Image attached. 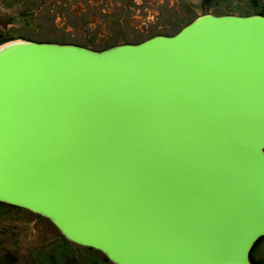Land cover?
I'll use <instances>...</instances> for the list:
<instances>
[{
  "label": "water",
  "instance_id": "obj_1",
  "mask_svg": "<svg viewBox=\"0 0 264 264\" xmlns=\"http://www.w3.org/2000/svg\"><path fill=\"white\" fill-rule=\"evenodd\" d=\"M0 201L114 264H251L264 237V15L96 50L0 46Z\"/></svg>",
  "mask_w": 264,
  "mask_h": 264
},
{
  "label": "rangeland",
  "instance_id": "obj_2",
  "mask_svg": "<svg viewBox=\"0 0 264 264\" xmlns=\"http://www.w3.org/2000/svg\"><path fill=\"white\" fill-rule=\"evenodd\" d=\"M40 1L0 0V38L6 35L24 40L31 36L41 40L64 39L77 44H88L93 39L95 46L115 40L124 42V39L132 43L148 35L172 34L189 18L200 16L202 12L201 0H82L83 9L99 8L108 14L106 19L102 18L101 26L87 31L79 26L83 22L81 18L72 15L71 11L64 14L67 20L57 19L55 24L50 18L53 11L45 8L41 11L42 29L38 33L31 29L33 25H25L10 16L25 5L39 8ZM257 8L251 0H212L206 10L217 15H244L259 11ZM61 12L59 5L56 15ZM61 235L57 226L45 216H35L26 209L17 211L0 207V254L2 251L15 252L16 260L12 264H67V261L70 264H114L105 260L101 253L65 238L69 240L67 242Z\"/></svg>",
  "mask_w": 264,
  "mask_h": 264
},
{
  "label": "trees",
  "instance_id": "obj_3",
  "mask_svg": "<svg viewBox=\"0 0 264 264\" xmlns=\"http://www.w3.org/2000/svg\"><path fill=\"white\" fill-rule=\"evenodd\" d=\"M82 0H49V1H40L41 3L38 4L39 5V8L38 7H28V6H23V9L22 10H19L17 11L16 13H13L12 15H10L11 17L13 18H16L17 20H20L21 23L25 24V25H33V27H31V29L33 31H36L37 33L39 31H41V27H42V13L41 11L42 10H45V8L50 12V11H53V14H51L50 18L51 20L56 24L57 23V19H66L67 20V16L64 15L67 11H71V14L74 15V16H77V17H80L81 18V21H83L79 26H81L83 29H87L90 30V29H94L96 28L97 26H101V24L103 23L102 21V18L103 19H106L105 18V15H108L107 13L105 12H102L101 10L99 11V8H90L89 10L86 9H83V7L81 6L82 3H80ZM212 0H201L200 3H199V7L201 8L202 12L201 14H205L207 13L208 11L206 10V7L210 6V2ZM252 4L254 5V7L257 5V9L259 11H255L254 13L251 12V13H244V14H255V13H260L262 15H264V0H261V1H257V0H251ZM61 5L62 6V12H61V15H56V12H57V6ZM34 8V9H33ZM231 13V12H230ZM199 15H195L191 18H189V20H187L186 22H184L183 25H181L178 30H176L175 32H173L174 34L179 31V29L181 27H183L184 25L188 24L191 20H193L194 18L198 17ZM122 18V17H121ZM67 25V24H66ZM64 25V26H66ZM172 33V34H173ZM2 38H0V44H2L3 42L7 41V40H10V39H13V37H7L6 35H1ZM152 35H148L146 36V38L148 37H151ZM154 36V35H153ZM146 38L142 39V40H139V41H135V42H140V41H143L145 40ZM25 39L27 40H37V41H50V42H60V43H74V44H77L75 42H71V41H65L64 39H57V40H49V39H46V40H41V39H33L31 36H26ZM92 40V41H91ZM89 42H87L88 44H77V45H83L87 48H93V49H96V50H102L103 48H107V47H110V46H113L114 44H121V43H124V42H127L125 39H124V42L122 41H119V40H115L113 41V43H102L101 45L99 46H95L93 43H94V40L91 39ZM92 42V43H91ZM135 42H132V43H135ZM0 207H3L5 209H15L17 211H20L21 209H24V208H19V207H16V206H12V205H8L2 201H0ZM33 215L35 216H40L34 212H32ZM61 237H63L61 235ZM65 239V237H63ZM67 239H65L66 241ZM67 242H69V240H67ZM83 246V245H82ZM86 247V246H84ZM88 249H91V250H94L98 253H101L102 254V257L105 258V260H108L110 261L107 257H105V255L100 251L94 249V248H91V247H86ZM16 260V253L15 252H11V251H2L1 254H0V264H12L14 263ZM249 261L251 262V264H264V237H260L255 243L254 245L252 246V248L250 249V253H249ZM111 262V261H110ZM67 264H70L69 261H67Z\"/></svg>",
  "mask_w": 264,
  "mask_h": 264
}]
</instances>
